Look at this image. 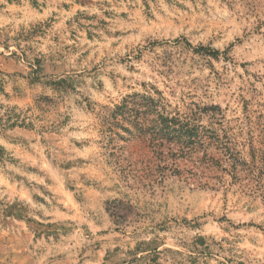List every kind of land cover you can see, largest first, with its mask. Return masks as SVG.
Masks as SVG:
<instances>
[{
	"label": "rangeland",
	"instance_id": "obj_1",
	"mask_svg": "<svg viewBox=\"0 0 264 264\" xmlns=\"http://www.w3.org/2000/svg\"><path fill=\"white\" fill-rule=\"evenodd\" d=\"M0 84V264H264V0H0ZM133 97L220 108L258 192L151 177Z\"/></svg>",
	"mask_w": 264,
	"mask_h": 264
},
{
	"label": "trees",
	"instance_id": "obj_2",
	"mask_svg": "<svg viewBox=\"0 0 264 264\" xmlns=\"http://www.w3.org/2000/svg\"><path fill=\"white\" fill-rule=\"evenodd\" d=\"M0 93H4L2 84ZM202 111L199 115H171L160 102L151 98L138 102L133 97L117 108L112 126H132L139 132L148 153L152 154L148 170L160 182L172 174L198 188H214L222 184V175L226 174L257 193L263 167L258 164L256 152L251 151L250 161L243 158L235 135L226 128L229 122L220 108ZM203 117H207V126L201 124ZM5 121L12 123L9 127L30 125L16 115L8 116Z\"/></svg>",
	"mask_w": 264,
	"mask_h": 264
},
{
	"label": "crops",
	"instance_id": "obj_3",
	"mask_svg": "<svg viewBox=\"0 0 264 264\" xmlns=\"http://www.w3.org/2000/svg\"><path fill=\"white\" fill-rule=\"evenodd\" d=\"M25 264H29V262H26Z\"/></svg>",
	"mask_w": 264,
	"mask_h": 264
}]
</instances>
